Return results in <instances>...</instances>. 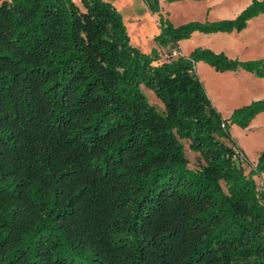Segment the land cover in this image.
Masks as SVG:
<instances>
[{
	"label": "trees",
	"instance_id": "16d2710c",
	"mask_svg": "<svg viewBox=\"0 0 264 264\" xmlns=\"http://www.w3.org/2000/svg\"><path fill=\"white\" fill-rule=\"evenodd\" d=\"M263 14L161 15L144 52L110 1L0 0V264H264V150L252 166L231 134L264 98L224 118L196 69L264 77V57L180 47Z\"/></svg>",
	"mask_w": 264,
	"mask_h": 264
},
{
	"label": "rangeland",
	"instance_id": "374dc122",
	"mask_svg": "<svg viewBox=\"0 0 264 264\" xmlns=\"http://www.w3.org/2000/svg\"><path fill=\"white\" fill-rule=\"evenodd\" d=\"M120 11L127 25L131 43L144 52H150L157 46L154 37L159 32L158 20L163 15L175 24H183L192 20L214 21L236 17L253 0H107ZM154 8L155 10H153ZM260 19H253L242 32L205 34L196 32L191 38L180 42L183 55H189L198 47H209L217 52L224 51L232 58L241 60L264 57V14ZM167 58L168 49H163ZM175 56L178 53H174ZM197 73L205 84L214 106L229 118L235 108L248 104L256 99L264 98V77L247 72L217 71L204 61L196 66ZM148 100L157 109L165 113L163 102L154 92L142 86ZM231 134L244 151L245 156L254 166L264 150V112L252 121L250 127L242 128L232 125ZM189 166L196 168L201 163L199 153L190 148V142L183 140ZM246 172L252 166L244 164ZM256 183L264 187V173L255 175Z\"/></svg>",
	"mask_w": 264,
	"mask_h": 264
},
{
	"label": "crops",
	"instance_id": "0c3cea01",
	"mask_svg": "<svg viewBox=\"0 0 264 264\" xmlns=\"http://www.w3.org/2000/svg\"><path fill=\"white\" fill-rule=\"evenodd\" d=\"M262 16H263V15H262ZM256 18H257V19H260V18H263V17H260V16H259V17H256ZM254 19H255V18H254ZM252 20H253V19H252ZM250 21H251V20H250ZM195 33H196V32H195ZM195 33H194V34H195ZM194 34H193V35H194ZM239 70H240V69H239ZM237 71H238V70H237Z\"/></svg>",
	"mask_w": 264,
	"mask_h": 264
}]
</instances>
